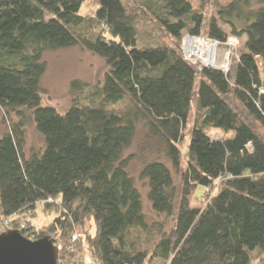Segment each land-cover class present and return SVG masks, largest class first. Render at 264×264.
<instances>
[{
    "label": "trees",
    "instance_id": "obj_1",
    "mask_svg": "<svg viewBox=\"0 0 264 264\" xmlns=\"http://www.w3.org/2000/svg\"><path fill=\"white\" fill-rule=\"evenodd\" d=\"M94 1L85 18V0H0V109L11 121L0 134V217L14 230L27 223L37 239L54 238L58 264H264V138L249 122L264 130V0H230L208 20L206 37L244 40L227 71L197 69L181 52L185 34H203L201 5L144 0L172 39L152 45L140 42L139 14L125 0ZM76 46L105 61L102 101L77 106L87 84L74 80L73 104L61 113L41 104L43 54ZM125 97L131 106L122 114L104 106ZM29 122L43 147L27 155ZM138 124L146 128L139 176L147 200L173 219L169 232L156 228L150 248L142 196L127 172L131 156L123 157ZM165 161L182 172L180 185ZM198 187L215 188L202 208L191 206ZM37 203L56 212L42 227L31 220Z\"/></svg>",
    "mask_w": 264,
    "mask_h": 264
},
{
    "label": "rangeland",
    "instance_id": "obj_2",
    "mask_svg": "<svg viewBox=\"0 0 264 264\" xmlns=\"http://www.w3.org/2000/svg\"><path fill=\"white\" fill-rule=\"evenodd\" d=\"M191 1L194 8H199L202 6V15H203V28L202 36L206 31V26L208 20L212 16H216L218 10V5H226L230 0H189ZM128 10L137 11L139 14L137 28L140 35L141 43H151L152 45L158 44H171L172 39L164 32L162 28L153 20L151 11L145 6L144 0H125ZM96 6V1L94 0H85L79 14L85 18L92 17L93 11ZM97 29H100L98 26ZM183 40V39H182ZM182 42V41H181ZM192 42V41H191ZM243 39H235L229 37L224 46H221L220 49L215 48V63L214 67L223 71H226L231 67L234 59L239 56L242 47ZM189 43V42H188ZM196 42L193 43V45ZM187 44V43H186ZM196 45V44H195ZM208 45H206L207 47ZM225 50H224V49ZM190 49V48H189ZM223 49V50H222ZM223 51V55H222ZM228 53H227V52ZM213 51L211 49H206V53L210 54V58L213 59L211 54ZM219 55V57H218ZM233 57V58H232ZM43 59L46 63V70L41 77L40 87H41V104L52 106L58 112H65L73 104L74 94L71 92L70 84L74 80H80L87 85L83 88V91L77 97V106H98L102 99L99 94V87L101 81L103 80L104 72L106 70L105 61L91 54L90 52L80 49L78 46L71 48L58 49L53 51H46L43 54ZM232 59V61H231ZM227 61V62H226ZM231 61V63H230ZM259 66L262 67L261 62L258 61ZM192 63V62H191ZM200 60L193 62L196 65L197 69L200 67ZM228 64L227 66L225 64ZM207 64L204 62V65ZM212 64V63H211ZM231 64V65H230ZM230 101V98L228 99ZM234 103V101H233ZM232 103V104H233ZM235 104V103H234ZM105 108L109 111H112L116 114H122L131 106V101L129 98L125 97L120 102L115 104H105ZM195 96L191 101V108L189 112V119L187 125L184 129L185 140L181 146V151L183 154V165L185 164V151L186 143L189 142L191 125L195 116ZM4 112L0 109V134L8 130L11 123L10 119L4 116ZM242 117L245 116V112L241 114ZM6 117V118H4ZM10 118L12 121L17 120L15 114L10 113ZM249 122L252 125H255L256 130L264 138V130L256 122H253L249 119ZM212 136L223 137L225 134L221 130L211 129L208 131ZM146 134V128L143 124H138L136 128V133L133 138L132 144L127 148L123 157L131 158L127 164V172L133 178L134 184L137 189L140 191L143 202V209L146 217V222L148 226V232L146 236V244L148 248L151 247V242L155 239V234L157 232L156 228H159L162 223L161 230L170 231L173 226L172 217H165L164 215H158L154 213L151 209L150 203L147 200V184L146 181L140 178L139 173L142 166L141 158V145ZM43 147V138L36 131L34 124L29 122L25 126V153L28 155L30 151L41 149ZM170 167L174 183L180 185L182 180V172L173 169L168 161H165ZM183 170V168H181ZM217 185V184H215ZM215 188L212 189L209 193L205 194L203 192V187H198L197 189V199L191 202V206H196L202 208L203 202L208 197V194L214 193ZM56 212H50L49 214L42 211V205L37 203L36 208L33 211V217L31 218L32 223L37 227H42L47 224L54 216ZM14 229V227L12 226ZM5 233V232H4ZM144 238V236L142 237ZM87 256V255H86ZM69 264H72L71 262Z\"/></svg>",
    "mask_w": 264,
    "mask_h": 264
},
{
    "label": "water",
    "instance_id": "obj_3",
    "mask_svg": "<svg viewBox=\"0 0 264 264\" xmlns=\"http://www.w3.org/2000/svg\"><path fill=\"white\" fill-rule=\"evenodd\" d=\"M55 239L29 240L18 230L0 234V264H58Z\"/></svg>",
    "mask_w": 264,
    "mask_h": 264
},
{
    "label": "built area",
    "instance_id": "obj_4",
    "mask_svg": "<svg viewBox=\"0 0 264 264\" xmlns=\"http://www.w3.org/2000/svg\"><path fill=\"white\" fill-rule=\"evenodd\" d=\"M182 39L183 40L180 44V49H181V52H182L184 58L187 59L188 61L192 62V63L200 60V62H201L200 63L201 65H199L200 67L204 66V67H209V68L214 67L213 64H216L215 63V59H216L215 48L220 49L221 46H224V44L227 42L226 41L225 43H220V42H218L214 39H211L209 37L191 36L188 34H185L182 37ZM194 42H196L195 43L196 45L195 44L193 45ZM206 45H208V46L206 47ZM206 49H208V50L211 49V51H213L211 53L213 55V57L215 56L213 59L210 58V54L206 53ZM222 55H223V51H222ZM218 57H219V55H218ZM204 62H206L207 64L204 65ZM225 65L227 66L228 64L226 63ZM200 67H198V68H200ZM27 217H29V215H27ZM10 230H14L12 228V223L9 222L7 219H3L0 217V234L7 232V231H10ZM15 230H18L22 236H24L25 238H27L29 240H36L37 239L35 229L29 227V225L25 222L20 223L19 227ZM76 237H77L76 235H73V237H72L73 240H75ZM55 244L58 247V249L60 250L61 245H59L57 242H55Z\"/></svg>",
    "mask_w": 264,
    "mask_h": 264
}]
</instances>
